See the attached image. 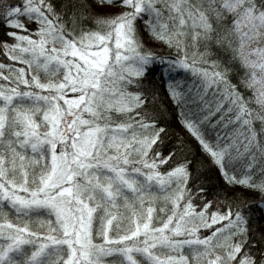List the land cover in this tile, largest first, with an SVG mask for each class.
Wrapping results in <instances>:
<instances>
[{"label":"snow or ice","instance_id":"snow-or-ice-1","mask_svg":"<svg viewBox=\"0 0 264 264\" xmlns=\"http://www.w3.org/2000/svg\"><path fill=\"white\" fill-rule=\"evenodd\" d=\"M0 57V264H264V0H0Z\"/></svg>","mask_w":264,"mask_h":264},{"label":"trees","instance_id":"trees-1","mask_svg":"<svg viewBox=\"0 0 264 264\" xmlns=\"http://www.w3.org/2000/svg\"><path fill=\"white\" fill-rule=\"evenodd\" d=\"M147 40V38H146ZM149 43V46H153V43L151 41H147ZM156 47H159V45H155ZM0 58H4V57H0ZM161 97L162 99H164V93L163 91L161 92ZM164 102L167 104V100L164 99ZM170 111L168 113V117L169 119H172V112H171V107L169 105ZM170 127H172L174 130L179 131L180 130V126L179 124L173 120ZM235 191V190H234ZM238 193H242L243 195L248 196L249 198H259V193L257 191H252V190H245V189H239ZM253 227L254 229L259 232V230L264 229V221L261 220H256L253 222Z\"/></svg>","mask_w":264,"mask_h":264}]
</instances>
